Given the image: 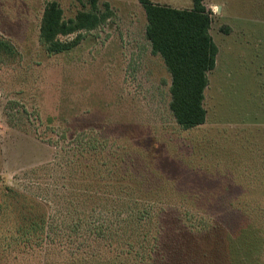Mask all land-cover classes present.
<instances>
[{"label":"rangeland","instance_id":"374dc122","mask_svg":"<svg viewBox=\"0 0 264 264\" xmlns=\"http://www.w3.org/2000/svg\"><path fill=\"white\" fill-rule=\"evenodd\" d=\"M49 2L66 20L94 6L111 15L73 51L48 55L39 34ZM204 4L216 67L206 122L186 130L170 109L171 74L152 53L139 0H0V264H178L166 247L180 232L226 237L211 264H264V0ZM23 197L41 203L61 239L14 254L29 218L23 205L31 206ZM100 226L118 231L113 246L71 258L90 252L79 246L90 247L86 234ZM127 226L142 237L119 241ZM144 234L145 247H125Z\"/></svg>","mask_w":264,"mask_h":264},{"label":"trees","instance_id":"16d2710c","mask_svg":"<svg viewBox=\"0 0 264 264\" xmlns=\"http://www.w3.org/2000/svg\"><path fill=\"white\" fill-rule=\"evenodd\" d=\"M205 1L193 0L191 9H178L168 5L155 4L151 0H139L146 11L148 22L146 35L151 42L152 53L162 56L171 74L170 92L172 100L170 109L177 123L186 130L196 128L206 122L204 100L205 91L209 85L208 74L216 67L218 47L210 34L212 16L211 12L206 9ZM106 8V13L99 14L95 10L97 7L94 6L91 11H80L75 18L66 20L64 12L57 2L47 3L39 34L40 43L46 53L59 55L76 49L84 39L82 32L95 30L110 17L109 6L106 5ZM72 35H76V37L71 40L61 39ZM3 45L7 46L5 43ZM86 131H90L91 134L94 130L88 129ZM82 133H85V130ZM88 146V151L91 152L98 145L90 140ZM77 160L79 161V158ZM77 160H70L68 166L70 168L77 166ZM23 198L31 202L27 203L31 206L28 209L26 204L23 205V210L28 211L29 218H27L26 223L21 225L22 227L27 225L21 231L22 235L16 239V243H13L14 254L23 250L32 252L38 248L47 249L45 247L51 242L54 243L61 239V237H57L58 233L55 230L57 227L54 220L49 222L42 216L41 203L28 200L26 197ZM19 229L22 228L19 227ZM94 230L92 228L86 234L91 239L90 247L82 246L83 244L79 246L80 249L83 247L90 248V252H79V254L72 252L71 258L94 257L95 255L91 253L93 244L102 245L104 242L109 247L113 246L117 237V230L106 227L104 232L102 226L96 232ZM135 230L131 229L130 232L127 226V229L123 230L124 234L119 236V241L122 240L123 236L129 237L130 235L133 237L136 234L137 237H142L141 234L135 233ZM202 235L200 233L184 234L180 232L174 235L172 245L166 248L173 251L174 257L179 259L178 264L215 263L218 253L225 252L230 243L227 242L225 236L219 238L215 235V240H211L210 237ZM145 238L144 234L143 242L139 244L128 241L125 243V247L130 251L136 246L145 247ZM161 239H158V248L161 246ZM249 248L250 252H253L252 256L261 257V252L255 250L252 241ZM225 259H227L226 254Z\"/></svg>","mask_w":264,"mask_h":264},{"label":"crops","instance_id":"0c3cea01","mask_svg":"<svg viewBox=\"0 0 264 264\" xmlns=\"http://www.w3.org/2000/svg\"><path fill=\"white\" fill-rule=\"evenodd\" d=\"M234 17V16H233ZM241 17H243L244 18V16H241V15H237V19H241ZM247 17V16H246ZM247 19V18H246ZM230 30H231V28H230ZM247 31L250 33V29H248L247 28ZM210 34H211V28H210ZM212 36V35H211ZM212 38H213V36H212Z\"/></svg>","mask_w":264,"mask_h":264}]
</instances>
